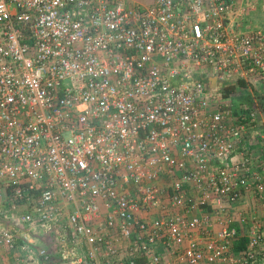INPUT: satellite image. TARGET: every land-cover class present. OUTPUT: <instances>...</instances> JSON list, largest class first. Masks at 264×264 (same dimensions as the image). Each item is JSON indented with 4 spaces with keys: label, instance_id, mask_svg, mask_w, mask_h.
<instances>
[{
    "label": "built area",
    "instance_id": "obj_1",
    "mask_svg": "<svg viewBox=\"0 0 264 264\" xmlns=\"http://www.w3.org/2000/svg\"><path fill=\"white\" fill-rule=\"evenodd\" d=\"M239 81H264V0H0V242L28 264L37 235L60 264H264Z\"/></svg>",
    "mask_w": 264,
    "mask_h": 264
},
{
    "label": "crops",
    "instance_id": "obj_2",
    "mask_svg": "<svg viewBox=\"0 0 264 264\" xmlns=\"http://www.w3.org/2000/svg\"><path fill=\"white\" fill-rule=\"evenodd\" d=\"M254 147L256 151L259 150L260 145L259 143H257V141L255 142ZM255 203L252 199V196H248L243 202L237 205V208L235 209L236 214H238V212H246V211H249V212H253L256 210L261 211V208H256L258 207V205H256L255 207ZM260 211H257V212H260ZM32 239H33L32 240L33 244H30L31 246L30 254H33L35 257L34 258L35 261L32 264H45L41 258H36L37 251L44 246H47L49 250L52 251V254L55 257L54 259L56 260L55 264H60L59 259L57 258L58 255H56L54 252V247L56 243L55 238L47 237L45 235H37V236H34ZM18 243L22 245L26 242L24 239H19ZM21 245H19L17 248L11 249L5 243L0 242V264H28L27 262L26 263L22 262L26 258L28 254L27 252L28 250L22 249ZM16 249H19L20 251L19 250L16 251ZM38 259H39V262H37Z\"/></svg>",
    "mask_w": 264,
    "mask_h": 264
},
{
    "label": "rangeland",
    "instance_id": "obj_3",
    "mask_svg": "<svg viewBox=\"0 0 264 264\" xmlns=\"http://www.w3.org/2000/svg\"><path fill=\"white\" fill-rule=\"evenodd\" d=\"M250 18L254 19L255 22L261 23V19L263 18L261 8L255 14L252 13ZM231 99L235 106L246 104L255 106L260 113V119H264V81L258 82L256 85L250 83L245 86H237ZM18 250L16 249V251Z\"/></svg>",
    "mask_w": 264,
    "mask_h": 264
},
{
    "label": "trees",
    "instance_id": "obj_4",
    "mask_svg": "<svg viewBox=\"0 0 264 264\" xmlns=\"http://www.w3.org/2000/svg\"><path fill=\"white\" fill-rule=\"evenodd\" d=\"M238 85L239 86H245L246 85V83L244 82V81H239L238 82ZM236 87H237V84H235V85H231V86H227L226 88H225V95H229V94H231V93H233L234 91H235V89H236ZM261 96V95H260ZM247 243H248V237L247 236H243V237H241L240 239H239V241H237L236 242V244H235V250L236 251H240V250H242L243 248H245L246 246H247Z\"/></svg>",
    "mask_w": 264,
    "mask_h": 264
}]
</instances>
